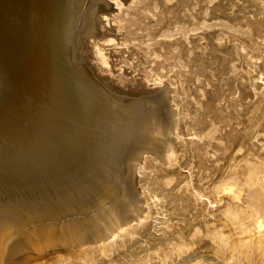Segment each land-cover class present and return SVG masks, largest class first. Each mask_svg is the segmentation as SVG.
Returning a JSON list of instances; mask_svg holds the SVG:
<instances>
[{
	"label": "bare ground",
	"instance_id": "1",
	"mask_svg": "<svg viewBox=\"0 0 264 264\" xmlns=\"http://www.w3.org/2000/svg\"><path fill=\"white\" fill-rule=\"evenodd\" d=\"M104 1L0 0V264H264V0Z\"/></svg>",
	"mask_w": 264,
	"mask_h": 264
},
{
	"label": "rangeland",
	"instance_id": "2",
	"mask_svg": "<svg viewBox=\"0 0 264 264\" xmlns=\"http://www.w3.org/2000/svg\"><path fill=\"white\" fill-rule=\"evenodd\" d=\"M111 2H113L114 0H110ZM103 3H105V1L103 0ZM115 6V5H114ZM215 19L216 18H213L212 19V21H215ZM104 20V21H103ZM98 22H100L101 21V23H100V25H101V31H103V32H105V38H101L100 39V42H98V44H99V47L102 49V51L105 53V55L107 56V58H108V65H106L105 66V68L106 69H108L107 71L108 72H106V71H104L103 72V74H105V75H107V76H109L110 74H112V75H114V76H112V75H110V76H112V77H117V76H120V75H122L123 77H122V82H126V83H128L129 82V80L128 79H142V76L141 75H143V74H141V75H137L136 73H134L133 72V69H132V66H130V65H128V64H125V63H123L122 62V59H119V58H123L124 56L126 57V58H128V59H131V57L133 58V59H131V61H133L134 62V64L136 65L137 64V62H138V60H137V58L138 59H141L142 58V55H135V54H133V51L132 50H134V49H132L131 47H133L131 44H121V36H122V33L121 32H118L117 31V28H116V25H115V23H113V21L111 20V21H109V22H107L106 21V16L105 15H102V17H101V15H100V18H98V20H97ZM106 21V22H105ZM218 22L219 23H221V21H219L218 20ZM104 27H105V29H104ZM103 28V29H102ZM112 30H111V29ZM215 29H219V27H216ZM108 30H110V32L108 31ZM118 33V34H117ZM117 34V35H116ZM114 35L117 37H115L114 38ZM111 37L113 38V40L111 41ZM108 38V39H107ZM89 40H91L90 42H93L94 41V38H90ZM114 42V43H113ZM101 45V46H100ZM131 45V46H130ZM126 46H127V48H126ZM116 47V48H115ZM125 51H124V50ZM127 50V51H126ZM123 51V52H122ZM121 54V55H120ZM124 54V55H123ZM130 55V56H129ZM119 56V57H118ZM137 56V57H136ZM114 59V60H113ZM137 60V61H136ZM136 62V63H135ZM124 64V65H123ZM122 65V67L123 68H120V66ZM126 66V67H125ZM132 71H131V70ZM113 71V72H112ZM107 73H109V74H107ZM142 73V72H141ZM134 74V75H133ZM137 75V76H136ZM127 77V78H126ZM182 170L185 172V171H187L186 170V168H182ZM158 228V227H157ZM157 228H154V227H152L151 228V232H152V234H153V236H155V237H166V235H167V229H165V228H163V227H161L160 229H157ZM156 229H157V231H156ZM159 230V231H158ZM134 236H136V234H133ZM205 243V244H204ZM139 245H140V242H136L135 244H132V246H130V248H129V250L128 251H135V250H137V248L139 247ZM204 245H205V247H204ZM208 245H209V248H210V250L208 249ZM201 246V247H200ZM198 247V251L202 254V253H204V252H206V251H211V249H212V247H211V243L209 242V241H207V244H206V241L205 242H202V244L201 245H199V246H197ZM201 250V251H200ZM88 251V252H87ZM87 251H85V252H79L78 254H81L80 256L77 254V256H79V257H76L75 255L73 256L74 258H75V261H76V263L75 264H104L101 260L100 261H98L97 260V262L96 263H93V261L91 260V257H90V254H89V251L90 250H87ZM86 253V254H85ZM210 252H206V253H204V257H206V260H209L211 257H210V254H209ZM118 254H120V252H115V256H116V258L117 259H119L118 257H119V255ZM192 255V256H191ZM190 256L191 257H194V256H196V253L194 254V253H192ZM121 256H123V255H121ZM120 256V257H121ZM85 257V258H84ZM74 258H72V259H70V260H73ZM89 258V259H88ZM123 258V257H122ZM189 258V259H188ZM79 259V260H78ZM191 258L188 256V257H184V259L183 260H178V261H176L175 262V264H189V262H188V260H190ZM86 260V261H85ZM88 261V262H87ZM52 262H54V261H49L48 260V262L47 263H49V264H51ZM70 262V261H69ZM179 262V263H178ZM65 263H67L68 264V261H66V262H64V263H58V264H65ZM210 263L211 264H227V263H223V262H221L220 260H210ZM113 264V263H112ZM114 264H115V262H114Z\"/></svg>",
	"mask_w": 264,
	"mask_h": 264
}]
</instances>
